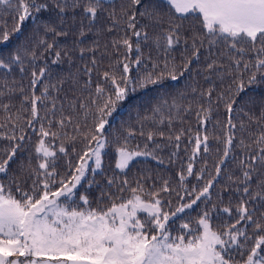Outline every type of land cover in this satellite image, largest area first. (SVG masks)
Wrapping results in <instances>:
<instances>
[{"label": "snow or ice", "instance_id": "obj_1", "mask_svg": "<svg viewBox=\"0 0 264 264\" xmlns=\"http://www.w3.org/2000/svg\"><path fill=\"white\" fill-rule=\"evenodd\" d=\"M0 5L5 6L0 9V18L7 11L14 14L15 22L11 31L6 22L0 24V44L18 34L29 19L35 25L33 36L41 29L44 33L32 42L30 49L22 42L6 58H0V68L6 70L0 98L17 94L22 97L15 113L9 111L13 107L10 99L0 103L5 113L0 121V140L9 144L0 150V174H7L18 153H27V162L21 160L18 166L23 181L13 176L7 185L0 182V264H264V212L255 215L257 208L264 207V100L259 116L236 107L237 97L246 88L264 85V0H165L163 13L155 0L148 3L129 0L119 16L114 9L108 12L111 24L107 31L116 29L125 33L112 40L118 59L100 74L102 82L96 83L93 90L96 48L80 47L81 59L87 52L93 53L92 66L85 65L83 69L88 79L80 85L81 92L87 91L88 95L65 97L63 101L58 95L50 94L59 92L54 83H44L39 95L36 89L46 78L50 79L49 55L51 64L60 63L62 57L72 62L71 51L59 46L57 38L66 37L75 27L74 13L81 8V0H0ZM104 5L105 0H85L76 46L85 36L83 19L88 20V31H91ZM45 12L52 15L42 19L41 14ZM69 12L73 13L71 18L67 15ZM138 16L156 25H162L167 17V27H162L152 38L158 52L163 50L162 60L159 56L145 58L142 44L150 37L146 31L148 25L138 27ZM189 19L199 25V30L193 31L190 45L184 35V21ZM49 35L51 40L47 39ZM182 41L184 50L181 63L177 64L172 53ZM220 47L223 50L219 58L211 59L215 55L213 49ZM121 48L124 49L122 55ZM189 48L190 56L187 55ZM202 48L208 52L205 59H211L205 71L214 73L221 83L226 78L231 82L215 99L212 96L214 83L199 92L196 132L189 127L182 128L175 136L171 132L167 136L168 145H174L169 163H175L179 159L182 137L187 133L188 143L193 146L186 166L181 163L175 178L157 176L151 184V176L129 180L127 169L137 157L164 162L157 156L164 145L155 144V137L163 138L165 133L152 129L145 132L146 122L157 127L167 123L171 130L174 118L183 121L181 108L185 114L190 113L192 103L184 105L173 98L169 104L165 100L153 107L151 115L142 117L138 121V134L146 140L143 148L131 144L137 135L134 127L124 129L122 136L109 133L110 118L138 89L161 84L165 78L177 80L189 70L194 59L199 60ZM133 52L135 59L131 58ZM223 58L227 59L226 64ZM38 62H43V66ZM142 65L143 71H140ZM29 69L30 95H25L23 84L17 87L19 82L15 79L9 83L7 74L18 71L23 78ZM134 69L136 77L131 75ZM72 80L74 85L78 83V73L73 74ZM205 80L211 81L212 76L206 75ZM58 83L63 84L64 80ZM191 91L197 94L195 86ZM184 96L181 93V100ZM220 104L227 113V120L222 127L223 139L219 135L215 139L223 144V154L214 163V171L209 169L207 159L197 170L195 164L201 149L205 157L210 154L207 125ZM24 113L29 115L25 117ZM240 113L249 122L240 121L242 132L252 123L259 128L256 133L249 131L250 143H245L243 138L240 141L242 155L237 165L240 175H228V184L236 185L239 203L235 209L231 207V200L229 205L219 207L212 201V189L224 172L226 162L235 159L232 150L237 124L234 119ZM219 125L217 120L213 127ZM150 143L154 144L151 149ZM109 148L115 156L114 174L106 178L97 206L92 207L88 195L79 193L77 197V193L85 181L88 187L100 186L95 175L103 172ZM117 170L123 179L115 174ZM193 176L195 183H190L189 177ZM254 177H259L255 189L252 188ZM29 180L30 185L25 187ZM225 191H229L228 186L218 193L219 204H223ZM201 203L203 207L194 220L180 219L173 230L176 219ZM221 215L226 219L214 227L213 219ZM233 216L238 218L233 220Z\"/></svg>", "mask_w": 264, "mask_h": 264}, {"label": "trees", "instance_id": "obj_2", "mask_svg": "<svg viewBox=\"0 0 264 264\" xmlns=\"http://www.w3.org/2000/svg\"><path fill=\"white\" fill-rule=\"evenodd\" d=\"M85 0H81V8L76 9L75 11V27L72 28V30L69 32V34L66 37H58L59 46H66L65 50L71 51L72 56V62L69 63L67 58L62 57V60L58 64H51L52 56L49 55L47 57L48 63L51 67V76L50 79L46 78L40 86L36 89V94H40V90L43 87L44 83H54L57 85V88L59 89L58 93H51L50 94H56L58 95V98L63 101L65 97L71 99L76 96H84L86 97L88 95L87 91L81 92L80 85H82L88 77L84 74L83 69L85 65L91 67V60L93 58V53L87 52L83 59H81L79 54V48H91L95 47L96 51L94 53L95 58L97 60V67L94 69L92 74V89L94 90L96 83L102 82L100 74L108 70L109 65L113 63L115 60L118 59L117 55L115 54L113 48H112V40L114 38L119 39L123 35H125L124 32H121L119 30L114 29L112 32H108L107 28L111 24V20L108 17V12L112 11L113 9L116 11L117 16L120 15V11L122 7H127L129 0H105L104 10L100 11L98 13L97 19L94 23V25L91 27V31H88L89 23L88 20L85 18L83 19V26L85 29V36L81 38L82 42L79 44V46H76V41L79 34V29L81 26V13L83 11V3ZM150 0H144V3H148ZM156 3L160 5V10L163 13L166 11L165 6V0H155ZM0 9H5V6L0 5ZM139 11V8L137 9ZM130 14V13H129ZM14 14H9L7 11L4 12V15L2 18H0V24L7 23V28L9 31L14 27ZM51 13L45 12L41 14L42 19H47ZM69 18L73 15L72 12L67 13ZM138 18V27L143 25H148L146 31L148 32V35L150 37L149 41L146 44H142V52L147 58L149 55L152 57V59H156L158 56L162 60L163 59V50L160 49L159 52L152 43V38L160 32L161 28L167 27V17H164V23L162 25H156L154 23H150L147 19ZM71 22V20L69 21ZM34 23L31 19H29L27 22H25L22 26L21 31L18 34L12 35L10 40L6 43L0 44V58H6L12 51H14L20 43H26L28 44L29 49L31 48L32 42H34L36 39H39L40 36H42L43 29L40 30L38 34L33 36L34 31ZM99 30V32L97 31ZM199 25L196 24L194 20H187L184 21V35H186L188 39L189 45L191 44V36L193 34V31H198ZM127 35H131L130 33H127ZM48 40L52 39V36L49 35L47 37ZM95 42V43H94ZM133 42H135V38L133 37ZM207 44V42H205ZM107 46V47H106ZM184 50L183 41L181 42V45L176 47L172 53L173 56L176 58V63H181V52ZM222 47L213 49V52L215 55L211 57V59H217L219 58V52L222 51ZM38 54L40 49L37 50ZM124 49H120L121 55L123 54ZM136 53L133 52L131 55L132 59H135ZM187 55H191V49L189 48V51ZM208 56V52L206 48H202L200 50V56L199 60H193L190 68L188 71L184 72L182 76H180L177 80H172L170 78H165V80L158 85H152L144 89H138L136 92L131 93L128 98L120 104L118 107L117 112L114 114L113 117L110 118V124L108 127L109 133H115L116 135H123V130L128 128L129 126L134 127L137 129V135L135 139L131 141V144L133 147H135L137 144L140 145L141 148H143L144 143L146 142L144 137H141L139 133V123L138 121L146 116L151 115L152 109L154 106L161 104L163 101L167 100L169 104H171L172 99L176 98V100L179 103H182L184 105H187L189 102L192 103V111L190 113L185 114L183 112V109L181 108L180 115L183 117V121L179 118H174L171 130L169 129L167 123H165L162 126L157 127V125L146 122V126L144 128V131L147 132L149 129L155 130V131H163L165 133V137L161 138L160 136L155 137V144H162L164 145L163 149L157 152V156L161 157L163 159V163H160L158 160H154L151 157H137L130 165L129 169H127V178L129 180L135 181L138 177H146L151 176L152 180L149 181V184L152 183V181L156 180L157 176H160L161 178H175L177 171L180 170L181 163H184L186 166L188 155L191 153V148L193 145L188 143L187 140V133L184 137H182V143L180 145V152H179V159H176L175 163H169V156L170 153L174 150V145L169 146L167 142V136L170 134L175 136L176 133H178L182 128L188 129L189 127L192 128L193 132L197 131V121H196V101L199 98V92L201 90L207 89L209 87V83H214L215 91L212 93L213 99H215L217 93L222 91L223 89H226L228 84L231 82L229 79H225L223 83H221L216 75L214 73H208L205 71L207 63L211 62V59L206 60L205 57ZM145 62L147 63V59H145ZM225 64L227 63V59L223 58V61ZM40 66H43V62H38ZM150 67V63H149ZM30 71L29 73L25 74L23 78L18 73V71H12L7 74V79L9 83L13 79L18 81L19 83L16 85L17 87L20 86V83L23 84L25 87V95H30V92L28 89L30 88ZM140 71H143V65L141 66ZM6 70L3 68H0V85L3 84V78L5 76ZM78 73V83L73 84V74ZM133 77H136L137 71L134 69L131 73ZM211 75L212 80L206 81L205 76ZM63 79L64 83L59 84L58 82ZM195 86L197 88V94H192V87ZM181 93H184L185 96L183 100H181ZM11 100V103L13 107L9 110L12 113H15L18 108L20 107V103L22 100V97L17 94L11 98L8 96L0 98V103L7 102ZM264 100V85L256 86L252 85L237 97L236 100V107L237 109L243 108L244 111L254 113L256 116H259L260 114V107H261V101ZM251 101V103H250ZM200 103L203 104V99H200ZM30 110V104L25 105ZM165 115H167V108L164 109ZM41 114L43 115V108H41ZM29 113H24V116L27 117ZM59 115V113H57ZM5 117V113L2 109H0V121H3ZM219 120L220 125L218 127H213V125L216 123V121ZM227 120V113L224 111L223 104H220L218 107V110L212 112L211 121L208 123V133L210 136L209 139V145H210V154L205 157L203 154V149H201V153L199 156V159L197 160V163L195 164V167L197 170L202 166L205 159L208 161V166L211 171H214L213 165L214 163L219 159V156L223 154V144L218 143L215 139L216 135H219L221 139H223V131L222 127L224 123ZM241 120H245V123H249L247 121V118L243 116V113H240L237 115L234 119V123L237 124V130L235 133V142L233 145V155L235 159H229L225 166H224V172L222 173L221 177L218 178L215 187L212 189V201L214 203H218L219 207L227 206L229 205V201L231 200V207L235 209L237 204L239 203L240 197L235 194V184H228V175L232 174L234 176L240 175L239 168L237 167L238 161L242 155V149L239 146L240 141L243 138L245 143H250L249 138V131L252 133H256L259 125L257 124H249V128L246 131H241L239 129V123ZM37 127L39 125L37 124ZM28 133L31 135V129L27 130ZM36 137L32 136V142H35ZM8 141L6 140H0V150L8 147ZM154 144H149V148H153ZM185 149H187V153L185 152ZM217 149H219V153L217 152ZM243 154H247L246 152ZM21 160H24L25 163L27 162V153H18L15 160L11 162L7 174H0V182L5 183L6 185L9 183L10 177L16 176L20 178L23 181V178L20 177L19 173V164ZM61 164H63V160L60 161ZM114 163H115V156L112 148L108 149V154L104 157V170L102 173L95 175V180L99 183V187L92 186L88 187L87 182L85 181L82 186L79 188V192L77 193V197L79 193H84L88 195L92 207L97 206V197L100 195V191L102 187H105L106 178L108 176H111L114 174ZM33 164H35V160H33ZM63 170V169H61ZM116 175L120 176L121 179L124 177L119 173L117 170L115 172ZM91 177V173L89 174ZM207 179V177H205ZM259 177H254L252 180V188L255 189L257 180ZM190 183H195V177H189ZM175 182V180H173ZM31 181H28L27 185H24L27 187L30 185ZM225 186L229 187V191H225L223 193V204H219L218 202V193H220L221 189ZM105 204H107V201H104ZM176 201L173 200V204L175 205ZM255 205H249V207H254ZM203 207V204L199 207L194 206L192 210H190L187 214L182 216L181 218L176 219L175 223L172 225L173 230H175L179 223L180 219H195L197 217L198 212H200L201 208ZM211 207V205H209ZM261 212H264V207L257 208V211L255 212L256 216H259ZM238 217L233 216V220L237 219ZM226 219L225 216L221 215L219 219L214 218L212 223L213 226L220 225L223 220ZM232 221H229L231 223ZM249 231H251V228H249Z\"/></svg>", "mask_w": 264, "mask_h": 264}]
</instances>
